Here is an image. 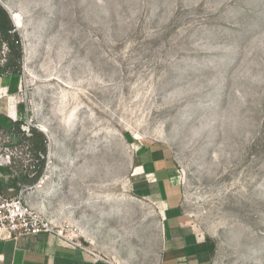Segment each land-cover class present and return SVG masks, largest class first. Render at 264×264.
Listing matches in <instances>:
<instances>
[{
	"label": "rangeland",
	"instance_id": "1",
	"mask_svg": "<svg viewBox=\"0 0 264 264\" xmlns=\"http://www.w3.org/2000/svg\"><path fill=\"white\" fill-rule=\"evenodd\" d=\"M0 5L23 52L20 73L2 69L0 39L5 194L22 190L100 259L161 264L166 204L135 167L155 144L172 155L180 214L211 244V264H264V0ZM32 126L48 142L29 183L41 164Z\"/></svg>",
	"mask_w": 264,
	"mask_h": 264
},
{
	"label": "crops",
	"instance_id": "2",
	"mask_svg": "<svg viewBox=\"0 0 264 264\" xmlns=\"http://www.w3.org/2000/svg\"><path fill=\"white\" fill-rule=\"evenodd\" d=\"M18 113V110L16 108ZM10 117H12L9 114ZM135 167L142 178L156 183L163 198L166 240L161 264H211V244L180 214L178 185L173 183L175 164L167 148L145 146ZM10 189V188H9ZM0 264H113L53 233L0 240Z\"/></svg>",
	"mask_w": 264,
	"mask_h": 264
},
{
	"label": "built area",
	"instance_id": "3",
	"mask_svg": "<svg viewBox=\"0 0 264 264\" xmlns=\"http://www.w3.org/2000/svg\"><path fill=\"white\" fill-rule=\"evenodd\" d=\"M10 191H14V188H10ZM41 233H53L64 238L61 231L53 228L51 219L24 200L22 190L15 196H9L0 186V240ZM73 244L80 246L76 242Z\"/></svg>",
	"mask_w": 264,
	"mask_h": 264
},
{
	"label": "trees",
	"instance_id": "4",
	"mask_svg": "<svg viewBox=\"0 0 264 264\" xmlns=\"http://www.w3.org/2000/svg\"><path fill=\"white\" fill-rule=\"evenodd\" d=\"M0 39L2 42H6L10 48L9 57L1 68L12 74L20 73L23 59V52L21 48L22 39L12 23L10 14L2 5H0ZM1 117H3V114H0V118ZM14 123L18 127V132H21V121L16 120ZM30 132L31 135L25 136V139L28 140L34 157L41 161L39 166L40 168L36 170L35 175L31 178H26L29 183H34L42 174L45 161L42 156L47 153L48 141L44 132L35 126L31 127Z\"/></svg>",
	"mask_w": 264,
	"mask_h": 264
},
{
	"label": "bare ground",
	"instance_id": "5",
	"mask_svg": "<svg viewBox=\"0 0 264 264\" xmlns=\"http://www.w3.org/2000/svg\"><path fill=\"white\" fill-rule=\"evenodd\" d=\"M19 17H20L19 13H14V18H18V23L20 24L21 20Z\"/></svg>",
	"mask_w": 264,
	"mask_h": 264
}]
</instances>
